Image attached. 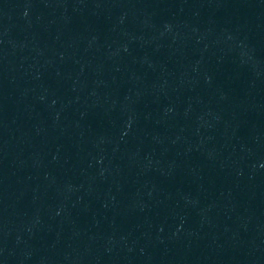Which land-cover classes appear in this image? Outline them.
Masks as SVG:
<instances>
[{"label":"water","instance_id":"95a60500","mask_svg":"<svg viewBox=\"0 0 264 264\" xmlns=\"http://www.w3.org/2000/svg\"><path fill=\"white\" fill-rule=\"evenodd\" d=\"M0 264H264V0H0Z\"/></svg>","mask_w":264,"mask_h":264}]
</instances>
